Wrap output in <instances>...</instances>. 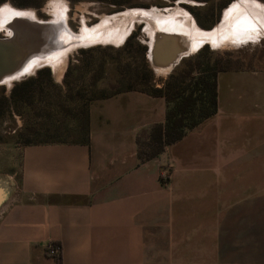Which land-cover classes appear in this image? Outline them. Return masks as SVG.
I'll return each mask as SVG.
<instances>
[{
  "label": "crops",
  "instance_id": "1",
  "mask_svg": "<svg viewBox=\"0 0 264 264\" xmlns=\"http://www.w3.org/2000/svg\"><path fill=\"white\" fill-rule=\"evenodd\" d=\"M216 83V115L145 163L167 106L139 91L89 105L87 145L1 152L0 264H264V69Z\"/></svg>",
  "mask_w": 264,
  "mask_h": 264
},
{
  "label": "rangeland",
  "instance_id": "2",
  "mask_svg": "<svg viewBox=\"0 0 264 264\" xmlns=\"http://www.w3.org/2000/svg\"><path fill=\"white\" fill-rule=\"evenodd\" d=\"M237 1L240 0L229 3L226 0H132L131 6L118 10L110 4L93 0L76 3L68 0H43L37 8L20 9L9 2L1 4L0 8L9 6L14 10L33 11L38 20L47 22L53 18L51 7L54 5L60 11L59 19L62 21L65 17L67 28L74 34L84 28L82 25L92 28L99 25L104 18L124 12L157 10L164 14L179 9L189 15L188 18L195 23L197 29L211 31L219 25L224 11ZM250 1L264 7V2L260 0ZM197 22L206 28H200ZM112 24L126 29L129 27V23L122 19ZM150 26L153 29L152 22ZM242 28H246V32L264 30L246 24ZM4 37L5 31L1 30L0 38ZM148 49L149 37L145 32V22L135 19L121 45L95 44L70 52L60 79L56 78L52 68H47L50 79L42 74L39 83L41 88L36 90L30 103L19 104L18 111L8 109L4 102L13 85L18 82L13 81L10 87L0 85V108L3 110L0 118V153L25 146L27 141L78 140L81 135L75 130L80 133L83 128L90 98L128 89L147 91L152 86L161 88L170 74L178 71L185 61L193 60L200 54L202 59L207 60L230 54L233 59L239 60L236 65L238 69H264V37L234 48L212 49L209 45H203L182 55L168 74H159L152 70L147 59ZM36 72L23 77L21 81L35 77ZM2 162L1 157L0 166L3 165Z\"/></svg>",
  "mask_w": 264,
  "mask_h": 264
},
{
  "label": "trees",
  "instance_id": "3",
  "mask_svg": "<svg viewBox=\"0 0 264 264\" xmlns=\"http://www.w3.org/2000/svg\"><path fill=\"white\" fill-rule=\"evenodd\" d=\"M76 3L85 0H68ZM110 4L115 9H123L131 6L132 0H93ZM174 1V0H171ZM207 2L208 0H196ZM232 0H226L231 2ZM264 2V0H260ZM9 2L12 6L20 9L37 8L43 0H0V5ZM200 28H206L197 22ZM201 55V54H200ZM193 60L185 61L182 67L173 74H170L163 87H150L149 90L128 89L125 91H139L150 96L163 98L166 102L167 111L165 121L161 125L154 126L144 141L137 142V159L139 163H145L160 156L167 147L179 142L190 131L196 129L217 113V75L221 72L239 70L236 65L238 59H233L230 54L216 56L212 59H202L201 56ZM42 74L50 79V72L47 68L36 72L35 77L15 83L9 92L8 98L4 99L8 109L18 111L19 104H28L40 89V77ZM125 91H116L111 94L102 95L97 98H90L84 118V125L81 138L75 141H46L29 142L26 145H36L48 142L75 143L80 145L88 144V107L97 100L109 98ZM3 110L0 108V118ZM59 248V247H58ZM59 255V254H58ZM58 255L56 257H58ZM59 261V259H57Z\"/></svg>",
  "mask_w": 264,
  "mask_h": 264
},
{
  "label": "bare ground",
  "instance_id": "4",
  "mask_svg": "<svg viewBox=\"0 0 264 264\" xmlns=\"http://www.w3.org/2000/svg\"><path fill=\"white\" fill-rule=\"evenodd\" d=\"M51 12L53 18L47 22H43L36 18L33 11H20L14 10L9 6H2L0 8V31L5 30L8 33V30L10 29L9 23H12V21L22 22L30 20L32 22H43L44 24L50 26L49 29L52 31H57L60 28H63L64 30L67 29L71 32L67 28L65 17L62 18V21L59 19L58 16H60V11L56 6L52 5ZM164 15L167 17L160 18ZM188 16L189 15L179 9L171 10L170 12H165L164 14L157 10L146 12L136 10L133 12H124V14H119L110 18H104L99 25L92 28L83 26L84 28L79 30L78 34L73 33V35L76 40L79 41L76 45L81 47L95 44H112L118 46L122 44L123 38H125L132 29L133 20L135 21V19H139L145 22V32L149 37L150 49H152L153 40L154 44L156 43L157 49H160L165 41V36L162 33L176 32L181 33V35L186 37H190L192 35L193 37L195 36L193 41L183 40L179 37V50H183V53L193 52L203 45H209L212 49L234 48L239 47L242 44L244 45L249 41L255 42L259 38L264 37L263 29L255 32H246L247 29L242 28L244 24L248 26L255 25L256 28H264V7L255 1L240 0L234 2L224 11L221 23L211 31L196 29L195 23L189 19ZM119 19H122L123 22L126 21L129 23L128 29L122 28L120 25L117 27L112 24V22L115 23ZM150 22H152V25L154 26L153 29L150 26ZM153 51L154 49L149 50L148 57L152 56L151 52ZM178 56L180 57L181 55L178 54ZM66 61L67 58L55 56L52 60L47 62L48 64L51 62L50 65L52 71L57 79H60L62 76ZM165 61L166 59H161V61L159 59L157 63L164 65L166 64ZM152 68L156 73L168 74L173 69V65L158 67L152 66ZM33 72L34 69L26 71L27 75L32 74ZM11 83H5V85L10 87Z\"/></svg>",
  "mask_w": 264,
  "mask_h": 264
},
{
  "label": "water",
  "instance_id": "5",
  "mask_svg": "<svg viewBox=\"0 0 264 264\" xmlns=\"http://www.w3.org/2000/svg\"><path fill=\"white\" fill-rule=\"evenodd\" d=\"M9 27L8 33L4 30L6 37L0 38V85L15 80V82L21 81L23 77L27 76L26 71L31 69H34L35 72L42 68H51V62L49 64L47 62L55 56L67 58L70 51L81 47L76 45L79 41L66 28V30L60 28L57 31H52L47 24L30 20L12 21L9 23ZM162 34L165 36V41L160 49H157L153 40L152 49L149 48L147 52V59L151 68L152 66L166 65H173L174 67L182 58L178 54L184 52L179 50L178 33ZM153 49L152 56L148 57L149 50ZM159 59L160 61L166 59V64L157 63Z\"/></svg>",
  "mask_w": 264,
  "mask_h": 264
},
{
  "label": "built area",
  "instance_id": "6",
  "mask_svg": "<svg viewBox=\"0 0 264 264\" xmlns=\"http://www.w3.org/2000/svg\"><path fill=\"white\" fill-rule=\"evenodd\" d=\"M46 253L48 256L56 257L59 254V248L58 246H55L54 244H49L46 247Z\"/></svg>",
  "mask_w": 264,
  "mask_h": 264
},
{
  "label": "flooded vegetation",
  "instance_id": "7",
  "mask_svg": "<svg viewBox=\"0 0 264 264\" xmlns=\"http://www.w3.org/2000/svg\"><path fill=\"white\" fill-rule=\"evenodd\" d=\"M82 26H84V25H82ZM85 27V26H84Z\"/></svg>",
  "mask_w": 264,
  "mask_h": 264
}]
</instances>
